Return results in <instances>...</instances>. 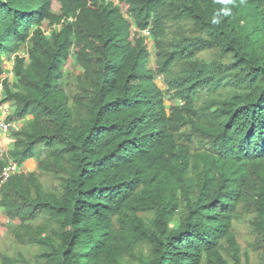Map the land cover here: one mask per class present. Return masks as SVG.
Listing matches in <instances>:
<instances>
[{
  "label": "trees",
  "instance_id": "1",
  "mask_svg": "<svg viewBox=\"0 0 264 264\" xmlns=\"http://www.w3.org/2000/svg\"><path fill=\"white\" fill-rule=\"evenodd\" d=\"M0 88V264H264V0H0Z\"/></svg>",
  "mask_w": 264,
  "mask_h": 264
},
{
  "label": "rangeland",
  "instance_id": "2",
  "mask_svg": "<svg viewBox=\"0 0 264 264\" xmlns=\"http://www.w3.org/2000/svg\"><path fill=\"white\" fill-rule=\"evenodd\" d=\"M58 7H59V5L56 3V1H54L53 5H52L53 11L56 12L58 10ZM124 10H125V8H124ZM134 28H135V25L133 24L132 25L133 31H134ZM46 33L49 36V34H50L49 31H47ZM151 41H152V37L150 36L149 39H148V43L151 45L150 46L151 57H150L149 62L147 63V67H153L154 68L155 67V63H154V59H155L154 51H155V49H154V46H153V44H152ZM3 59H4L3 68H4V71H5V73L3 74V76L4 77L9 76L10 77L9 78L10 80L13 79V81H15L16 80V77H14V73L12 72V66H13V62H14V57L9 56V55H3ZM73 60H70L67 63H64L63 71H64L65 75H67L70 72H72V70H78V66L73 63ZM155 81L157 82V84L165 92L164 102H165L166 108L168 109L170 107V105L172 104V102H171V100H169V96L170 95L165 90V84L162 81L161 76L160 75H157L155 77ZM66 83H67V79L64 78V79L61 80L60 85L62 87H65L66 86ZM5 97H6L5 94L2 92V90L0 88V102L2 100H4ZM4 105H9V103L8 102H5ZM13 111H14V107H10V109L8 110V112H9L10 115L13 113ZM6 115H7V112H5V116H3V118L6 117ZM11 127L14 128V129H17L18 128V124L17 123H13V125ZM8 133H9V130H7L5 132H3V130H2V132H0V137L2 138L1 140L3 141V142L0 141V147H2L1 146L2 144H3V146L4 145H7V147L9 146V148H11L13 146L12 145L13 144L12 138H11V136ZM35 163H36L35 160L29 161L27 163V168L28 169H33ZM7 223H8V219L1 213V208H0V239L7 232V229H6V224ZM240 236L242 238L246 239V240L247 239L249 240V238H250L249 235L247 233H245L244 231H241L240 232ZM243 245L246 246L247 244L245 242H243ZM250 255L253 258V252L252 251H251ZM250 264H255L254 261H253V259L251 260V263Z\"/></svg>",
  "mask_w": 264,
  "mask_h": 264
},
{
  "label": "built area",
  "instance_id": "3",
  "mask_svg": "<svg viewBox=\"0 0 264 264\" xmlns=\"http://www.w3.org/2000/svg\"><path fill=\"white\" fill-rule=\"evenodd\" d=\"M9 109H10V105H4V104L0 105V132H2V130L3 132H5L9 130V128L12 126L11 122H7V117L10 115L8 112ZM5 112H7V115L6 117L3 118V116H5ZM0 139L2 138L0 137ZM0 141L3 142L2 140ZM1 146L2 147H0V159H3L6 157V151H5V146H3V144ZM8 162H9L8 165L3 171L2 182H5L13 173H15L20 169L18 165L12 160H9Z\"/></svg>",
  "mask_w": 264,
  "mask_h": 264
},
{
  "label": "clouds",
  "instance_id": "4",
  "mask_svg": "<svg viewBox=\"0 0 264 264\" xmlns=\"http://www.w3.org/2000/svg\"><path fill=\"white\" fill-rule=\"evenodd\" d=\"M117 2V1H116ZM141 34H143V35H147V37H148V39H149V37L151 36L152 37V35L150 34V32H149V30L148 29H144V30H142L141 32H140ZM147 33H149V34H147ZM148 39H147V43H148ZM152 44H153V46H154V39H153V37H152ZM148 45H149V47L151 46L149 43H148ZM13 65H14V62H13ZM12 70H13V66H12ZM13 72V71H12ZM14 73V72H13ZM14 77H15V75H14ZM4 104V103H3ZM2 105V104H1ZM9 105H10V103H9ZM11 107V106H10ZM1 140V139H0ZM5 146V151H7V149H9V146L7 147V145H4ZM4 159V158H3ZM0 160H2V159H0ZM3 175V174H2ZM1 183H3L2 181H1ZM0 183V184H1Z\"/></svg>",
  "mask_w": 264,
  "mask_h": 264
}]
</instances>
